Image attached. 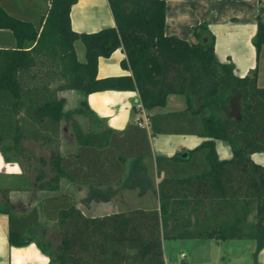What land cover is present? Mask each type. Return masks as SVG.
<instances>
[{
    "label": "trees",
    "instance_id": "trees-1",
    "mask_svg": "<svg viewBox=\"0 0 264 264\" xmlns=\"http://www.w3.org/2000/svg\"><path fill=\"white\" fill-rule=\"evenodd\" d=\"M46 1L37 26L0 5V31L13 37L11 44L0 45V154L30 175L0 185L7 242L33 240L47 264H165L162 239L251 238L253 264H258L256 253L264 244V165L250 153L264 149V85H257L256 69L236 75L232 62L215 57L211 35L201 41L195 29L188 40L165 34L164 0H106L113 25L91 32L70 28L68 11L75 0ZM75 39L84 46L83 61L74 55ZM251 43L257 56L264 49V0H258ZM116 47L129 74L96 76L97 57ZM66 89L80 94L70 108L59 95ZM104 89L135 90L152 134L203 139L184 154H155L159 179L153 184L142 161L151 157L144 126L83 128L73 116L98 125L85 95ZM168 94L180 95L182 106L154 110L165 105ZM62 118L68 119L73 139L64 152L58 146ZM21 139L52 145L46 158H37L38 167L22 151ZM214 139L228 145V158L216 156ZM61 177L149 187L158 204L85 214L61 189ZM28 186L42 193L36 204L15 212L7 192ZM41 216L55 222L59 242L54 247L33 233Z\"/></svg>",
    "mask_w": 264,
    "mask_h": 264
},
{
    "label": "crops",
    "instance_id": "crops-1",
    "mask_svg": "<svg viewBox=\"0 0 264 264\" xmlns=\"http://www.w3.org/2000/svg\"><path fill=\"white\" fill-rule=\"evenodd\" d=\"M46 3V0H0V5L5 11L34 26L38 25L45 11ZM257 5L258 0H164L163 32L188 40L195 29L198 31L201 41L207 40L211 35L215 57L219 61L232 62L233 72L236 75L246 74L255 68L256 83L262 86L264 85V49H261L256 56L251 43V37L255 30ZM68 19L70 28L76 32H91L113 25L106 0H75L69 7ZM200 24H203V27L200 28ZM12 41L13 37L9 32L0 31V45L11 44ZM72 47L76 59L83 61L84 46L82 42L75 39L72 42ZM122 57L123 52L120 47H116L108 56H98L96 76L129 74V70L119 64ZM59 95L64 98V108H68L65 107V103L69 96L72 97L73 104L71 106L75 105L80 96L77 91L72 89L61 90ZM85 99L88 107L100 121L97 125H100L99 128L108 127L114 130H122L128 123L145 127L151 157H144L142 161L147 167L148 176H152L153 184L159 179V176L155 174L152 159L155 154L165 156L173 153L184 154L185 149L194 147L203 139L202 136L190 133L152 134L145 110L137 105V92L135 90H97L87 93ZM181 106L182 97L180 95L168 94L165 105L156 107L154 110L165 111ZM213 142L218 158L230 156L231 152L227 144L220 139H214ZM70 149L71 147L68 150ZM250 158L254 162L264 165V149L250 153ZM26 175L27 173L20 164L15 161H4L0 154V177L6 179L3 185L20 181L21 177L29 178L25 177ZM61 179L63 180L61 189L72 196L75 206L85 214L100 215L135 206L157 207L158 204L156 193L152 192L149 187L141 188L132 183L127 185H96L91 182H75L65 177H61ZM41 193L42 190L36 189L34 186L10 189L7 192V199L12 210L23 212L37 203ZM41 223L55 225L53 220L41 216L39 223L32 227L35 236L45 233L44 228L40 227ZM7 229V214L0 212V264H47L48 257L33 240L23 245L9 244L7 242ZM187 239H197L198 242L204 240L217 246L225 241L233 240L226 244L231 248L244 245L237 243L238 241L235 242L234 239L236 238ZM242 239L250 242L245 243L244 248L250 252V264H253L251 256L254 247V243H251L253 239ZM255 259L258 264H264V244L257 251Z\"/></svg>",
    "mask_w": 264,
    "mask_h": 264
},
{
    "label": "rangeland",
    "instance_id": "rangeland-1",
    "mask_svg": "<svg viewBox=\"0 0 264 264\" xmlns=\"http://www.w3.org/2000/svg\"><path fill=\"white\" fill-rule=\"evenodd\" d=\"M72 97L69 96L67 98V102L65 103V107H72ZM78 118L80 125L83 128H99L94 122H92L88 117H82L78 115H73ZM58 145L61 151L68 150L72 147L73 139L72 134L69 128L68 119H61L60 122V133L58 138ZM52 146V145H51ZM49 146V147H51ZM20 147L23 152L29 153L33 159V164L35 167H38L37 158L47 157L49 153V147L42 144L39 141H32L29 139H21ZM46 165L43 166L45 169ZM6 179L4 177H0V185L5 183ZM2 199V195L0 194V200ZM250 219V216L248 217ZM40 227H43L45 233H41L40 236H37L41 241H50L51 247H54L59 242L58 232L56 230V226L54 224H42ZM35 235V232H33ZM240 239V240H239ZM162 252L165 260V264H180L178 261V253L182 251L185 254V263L184 264H250L251 257L250 252L244 248L246 240L242 238L234 239L237 243H243L244 245H238L236 247H232L226 245L227 243H231L228 240L219 244H212L211 242L198 240L197 239H187V238H175V239H163L162 240ZM251 241V240H248ZM225 243V244H224ZM251 243H254L252 240Z\"/></svg>",
    "mask_w": 264,
    "mask_h": 264
},
{
    "label": "built area",
    "instance_id": "built-area-1",
    "mask_svg": "<svg viewBox=\"0 0 264 264\" xmlns=\"http://www.w3.org/2000/svg\"><path fill=\"white\" fill-rule=\"evenodd\" d=\"M139 106V104H137ZM178 261L180 262V264H184L185 263V254L180 251L178 253Z\"/></svg>",
    "mask_w": 264,
    "mask_h": 264
}]
</instances>
